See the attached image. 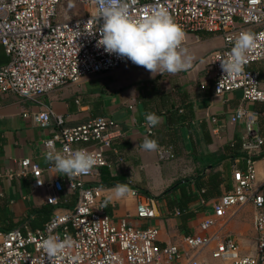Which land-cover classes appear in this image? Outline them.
<instances>
[{
	"label": "built area",
	"instance_id": "2783aa9c",
	"mask_svg": "<svg viewBox=\"0 0 264 264\" xmlns=\"http://www.w3.org/2000/svg\"><path fill=\"white\" fill-rule=\"evenodd\" d=\"M80 6L87 15L76 16ZM96 7L97 0H0V47L7 58L0 66V95L13 94L39 103V97L52 91L130 63L95 46L99 24L88 21H92ZM160 8L167 10L185 36L207 33L222 38L221 48L205 57L213 73L214 96L238 91L244 101L264 103V80L257 70L250 68L264 64V0H135L130 15L143 19L151 10ZM77 30L81 32L78 37L73 32ZM91 32L89 36L87 33ZM241 34L253 36L254 47L246 55L244 75L226 80L220 62ZM184 44L185 39L182 47ZM258 116L257 112L244 108L236 109L230 116L232 123L244 127L241 148L246 154V168L233 172L232 189L211 204L212 214L199 224L201 235H186L176 243L160 245L158 229L133 227L127 218L112 219L104 211L102 189L86 184L87 179L98 177L99 169L108 166L107 153L112 142L124 137L114 119L96 116L84 124L65 128L64 118L47 107L23 114L40 129L52 122L57 127L41 141L46 153L51 148L62 150L65 155L84 149L97 162L90 171L65 177L63 181L46 182L44 173L54 169L52 164L42 169L29 158L19 161L20 176H28L34 189L53 190L46 198L48 205L59 204L58 195L63 192V186L75 195V203L73 208L54 210L40 229L23 227L0 232V264H203L198 256L205 250H210L211 258L217 261L264 264V195L256 189V170L251 157L264 145L255 130ZM141 125L147 135L154 134V127L146 119ZM157 154L159 160L174 157L170 149L163 147L158 148ZM132 191L131 197L136 200L135 217L155 218L156 199ZM247 204L254 210L255 250L241 255L238 243L223 231L228 212L234 213ZM174 215H180L179 210ZM219 220L222 224L218 226ZM49 236H58L61 241L67 236L73 243L58 257L50 258L41 248V242Z\"/></svg>",
	"mask_w": 264,
	"mask_h": 264
},
{
	"label": "crops",
	"instance_id": "0c3cea01",
	"mask_svg": "<svg viewBox=\"0 0 264 264\" xmlns=\"http://www.w3.org/2000/svg\"><path fill=\"white\" fill-rule=\"evenodd\" d=\"M221 46L219 35L187 34L183 48L192 57L191 64L176 74L150 73L130 62L112 72L87 76L79 83L43 95L39 103L13 94L0 95V210L4 209L16 223L25 219L30 210L48 205L46 198L53 190L34 189L28 176H20L18 165L24 158L38 163L42 169L52 164L45 158L41 141L57 127L52 122L40 129L23 117L47 107L64 118L65 128L84 124L96 116L110 117L120 125L124 137L112 142L107 153L108 166L99 169L98 177L86 181L87 185L102 189L108 216L114 220L127 218L136 228L158 229L160 245L176 243L186 235H201L199 224L212 214L211 204L232 189L233 172L246 168L243 149L232 150L235 141H243L245 133L241 123L230 121L233 112L238 108L257 112L255 130L264 140V103L244 101L238 91L219 97L213 95V73L205 57ZM6 61L0 47V66ZM250 68L257 70L264 80V64ZM147 113L161 117L159 124L153 126V135H147L141 125ZM212 118L216 121L212 122ZM145 138L155 139L158 148L170 149L173 159L159 160L158 149L142 150L140 144ZM251 157L256 170V189L264 195V145ZM215 172L221 182L219 194L204 200L200 196L204 190H196L195 180L206 181ZM65 177L55 169L44 173L46 182L63 181ZM117 184H127L141 196L155 198L157 216L150 220L136 218V200L131 196L109 200L108 189ZM58 199L59 205L52 206L54 210L73 208L75 195L65 186ZM180 206L183 213L174 215ZM253 213L252 205L247 204L227 214L223 233L238 243L241 255L255 250ZM198 257L203 264H231L212 259L210 250Z\"/></svg>",
	"mask_w": 264,
	"mask_h": 264
},
{
	"label": "clouds",
	"instance_id": "9594fccd",
	"mask_svg": "<svg viewBox=\"0 0 264 264\" xmlns=\"http://www.w3.org/2000/svg\"><path fill=\"white\" fill-rule=\"evenodd\" d=\"M135 0H97V7L92 21L99 24L96 32L99 38L96 47L102 48L108 55L126 59L132 64L142 66L150 73L167 72L176 74L185 71L191 64L192 57L182 47L185 32L177 24L167 10L160 8L148 12L143 19H134L130 15L131 3ZM76 37L79 30L73 31ZM89 36L93 34L87 33ZM254 47V37L241 34L234 42L226 58L220 62V67L226 80H236L244 75L245 59ZM149 126L159 124L161 117L154 113L145 116ZM51 148V142H48ZM144 151H156L158 144L155 139L145 138L140 144ZM46 160L52 163L55 171L64 176L90 171L96 164V158L84 149H77L63 154L62 150L51 148L46 153ZM111 199H126L134 196L127 184H117L108 189ZM73 241L65 237L63 241L58 236H49L41 242V248L50 258L58 257L65 247H70Z\"/></svg>",
	"mask_w": 264,
	"mask_h": 264
},
{
	"label": "trees",
	"instance_id": "16d2710c",
	"mask_svg": "<svg viewBox=\"0 0 264 264\" xmlns=\"http://www.w3.org/2000/svg\"><path fill=\"white\" fill-rule=\"evenodd\" d=\"M167 148V147H163ZM241 148V142L239 140L235 141L232 145L233 151H238ZM229 149V148H228ZM238 154V152H234L233 154ZM236 154V155H237ZM218 173H213L212 175L208 176L206 181L201 179L195 180L196 190L200 192L204 190V193H200V196L204 200H208V198L215 197L219 194V186L221 184L220 180L218 179ZM196 196L197 195V191ZM194 192V193H195ZM59 205V204H58ZM183 206L178 208L180 214L183 213L182 210ZM54 211V207L51 205H46L41 207L40 209L30 210L27 214V217L19 222L14 223L12 219L8 216L4 209L0 210V232L6 233L8 231L14 229H22L24 226H27L31 230L40 229L43 224L50 218Z\"/></svg>",
	"mask_w": 264,
	"mask_h": 264
},
{
	"label": "rangeland",
	"instance_id": "374dc122",
	"mask_svg": "<svg viewBox=\"0 0 264 264\" xmlns=\"http://www.w3.org/2000/svg\"><path fill=\"white\" fill-rule=\"evenodd\" d=\"M77 8H79V7H77ZM77 8H75V10H76ZM82 8H83V7L80 6V10H78V11L76 12V16H77V17H81V16H85V15H87V12H85V10H83ZM69 12H70V11H69ZM71 13H73V12H71Z\"/></svg>",
	"mask_w": 264,
	"mask_h": 264
}]
</instances>
